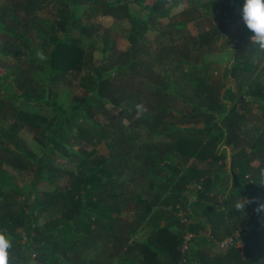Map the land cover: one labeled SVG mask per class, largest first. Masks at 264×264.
<instances>
[{
	"label": "trees",
	"instance_id": "1",
	"mask_svg": "<svg viewBox=\"0 0 264 264\" xmlns=\"http://www.w3.org/2000/svg\"><path fill=\"white\" fill-rule=\"evenodd\" d=\"M190 2L189 19L165 26L181 0H19L0 12V228L19 264H264V213L233 207L264 200V50L245 23L230 30L245 0ZM101 17L130 20L125 47L108 30L95 46ZM212 51L232 53L219 78ZM50 82L79 90L67 104ZM106 116L162 138L109 140Z\"/></svg>",
	"mask_w": 264,
	"mask_h": 264
},
{
	"label": "rangeland",
	"instance_id": "2",
	"mask_svg": "<svg viewBox=\"0 0 264 264\" xmlns=\"http://www.w3.org/2000/svg\"><path fill=\"white\" fill-rule=\"evenodd\" d=\"M19 0H0V12L4 9H7L8 6H12L11 2H16ZM114 1V0H111ZM150 1V0H145ZM191 2L190 0H181V3L179 6H176L170 17L162 19L161 25L165 26L168 22H175V21H183L186 19H189L191 17V8H190ZM89 8V5H82L77 7V13L78 15H82L85 13V10ZM135 10V8H134ZM42 16L50 15L47 12L41 13ZM99 22L101 24L102 31L99 35L95 36L92 40L95 42V46H102L103 40H102V33L104 30H108L111 34V36L116 41L117 45L119 47H125L127 45L126 35L130 28V20L129 19H115V18H99ZM244 25V21L242 16H238L235 18L233 23L230 26V30L232 31H240ZM157 32L155 30H150L148 32V39L149 41H154L156 37ZM1 33H0V45H1ZM91 40V41H92ZM89 43H85V46L87 47ZM95 54V60L99 61L101 58V53L99 50L94 51ZM205 60L207 63H209V68L212 77L219 78L220 74L223 72L225 66L229 64L230 60L232 59V53L231 52H220V51H212L208 52L204 55ZM0 61L6 62V57L0 54ZM52 88L57 92L58 99L61 102L65 103H71L73 101V97L78 92V87L76 86H67L62 83H49ZM228 84L232 85L234 82L230 80ZM46 83H43L42 89L46 88ZM113 122V119L109 116H106L103 118L102 124L106 127L107 134H109L108 137H106L109 140H117V143H119V134L123 135L125 137L129 136H135L138 135V142L141 141H155L157 139H161L162 136L158 135H152L149 133L148 130H146L144 127H136L134 129L128 127V121L123 122L121 125L116 124L115 126L109 125V123ZM117 129V133H114V130ZM25 138L28 142H30L32 145L34 144V139L31 134L25 135ZM35 146V145H33ZM98 147L101 151H103L106 154V147L103 142L99 143ZM120 149V145L114 148V153L117 152V150ZM62 166L65 168H71L72 164L67 159H63L61 161ZM39 188L43 190H52L53 186L47 183H42ZM131 207H134L133 204H131ZM129 211V210H126Z\"/></svg>",
	"mask_w": 264,
	"mask_h": 264
},
{
	"label": "clouds",
	"instance_id": "3",
	"mask_svg": "<svg viewBox=\"0 0 264 264\" xmlns=\"http://www.w3.org/2000/svg\"><path fill=\"white\" fill-rule=\"evenodd\" d=\"M242 18L247 28L254 34L251 42L264 50V0H245L242 9ZM256 203L254 211L264 213V201L256 198H240L233 205L237 212H244L246 205ZM12 236L6 228H0V264H19L12 254Z\"/></svg>",
	"mask_w": 264,
	"mask_h": 264
},
{
	"label": "built area",
	"instance_id": "4",
	"mask_svg": "<svg viewBox=\"0 0 264 264\" xmlns=\"http://www.w3.org/2000/svg\"><path fill=\"white\" fill-rule=\"evenodd\" d=\"M261 226H264V221L261 222ZM242 228L244 229V231H248L249 226H248V224L245 223ZM241 235H242L241 231H236L232 235L226 236L223 239L219 240L217 243L219 250H225V249L229 248L230 246H232L234 243L239 242L241 239ZM192 236L193 235L191 233H187L184 236V242L182 245V251L183 252L188 249V242L192 238ZM182 259H183V262L186 261L185 258H182ZM172 264H181V262H174Z\"/></svg>",
	"mask_w": 264,
	"mask_h": 264
},
{
	"label": "crops",
	"instance_id": "5",
	"mask_svg": "<svg viewBox=\"0 0 264 264\" xmlns=\"http://www.w3.org/2000/svg\"><path fill=\"white\" fill-rule=\"evenodd\" d=\"M230 154H231V152H228V156H227V160H226V164H228L229 165V162H230ZM227 170V169H226ZM225 170V171H226ZM227 174H228V172H227ZM262 201H264V200H262ZM215 251H217V252H219V251H221V250H219V248H218V246L215 248Z\"/></svg>",
	"mask_w": 264,
	"mask_h": 264
}]
</instances>
